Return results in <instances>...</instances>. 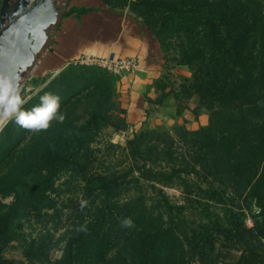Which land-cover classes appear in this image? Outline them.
Masks as SVG:
<instances>
[{
	"label": "rangeland",
	"instance_id": "rangeland-1",
	"mask_svg": "<svg viewBox=\"0 0 264 264\" xmlns=\"http://www.w3.org/2000/svg\"><path fill=\"white\" fill-rule=\"evenodd\" d=\"M189 1H103L150 29L158 41L159 73L139 71L137 60L135 68L117 72L77 62L44 77L30 69L21 79L22 95L31 96L24 109L52 92L60 97L65 120H54L40 132L23 129L14 120L0 130V234L8 239L0 244L3 264H56L70 244L76 252L79 228L95 214L90 203L143 199L150 205L161 194L182 208L171 220L159 219L157 211L154 219L167 226L171 221L185 264L240 258L241 264H264V216H259L252 190L259 170L243 168L248 152L240 151L232 154H239L235 160L242 158L237 160L239 175H234L237 162L220 150L214 128L199 140L193 136L228 112L200 99L191 87L195 71L183 62L180 42L197 16ZM62 3L56 0L63 8ZM36 89L40 91L32 95ZM131 97L145 98L144 107L130 109ZM51 150L60 158L54 167L44 168L38 156ZM138 169L147 178H140ZM99 180L109 191L91 192L82 208L88 186Z\"/></svg>",
	"mask_w": 264,
	"mask_h": 264
},
{
	"label": "trees",
	"instance_id": "trees-1",
	"mask_svg": "<svg viewBox=\"0 0 264 264\" xmlns=\"http://www.w3.org/2000/svg\"><path fill=\"white\" fill-rule=\"evenodd\" d=\"M189 2L192 13L197 16L193 26L185 28V42L183 39L180 42L183 62L195 71L191 87L197 90L200 99L208 100L212 106L217 104L230 114L228 118V113L218 116L214 124L194 132L193 136L199 140V136L214 128L221 140L220 150L231 162L238 163L232 166L236 176L241 169L237 160L242 158L235 160L239 154H232L248 152L242 166L254 165L260 172L252 190L261 209L259 216H264L261 203L264 197V1ZM145 101L141 97L143 104ZM232 112L237 113L236 117ZM214 146L216 148L215 142ZM132 156L137 157L133 152ZM59 158V154L51 150L40 154L37 160L45 168L54 167ZM138 172L140 178H147L141 169ZM105 188L103 180L96 181L88 186V194L82 201L89 203V198L93 197L91 192L104 190L106 194L109 189ZM102 202L89 204L95 214L86 226L79 228L76 252L70 244L56 264H185L180 241L173 239L171 221L167 226L154 219L157 211L159 219L170 217L171 220L174 211L182 210L181 207L173 205L162 194L158 202L152 201L150 205L143 199ZM125 219H131L132 225L125 226ZM7 240L6 234H0V244ZM112 252H116L114 256ZM242 260L224 264H241ZM0 264H3L1 260Z\"/></svg>",
	"mask_w": 264,
	"mask_h": 264
},
{
	"label": "crops",
	"instance_id": "crops-1",
	"mask_svg": "<svg viewBox=\"0 0 264 264\" xmlns=\"http://www.w3.org/2000/svg\"><path fill=\"white\" fill-rule=\"evenodd\" d=\"M62 6L58 23L50 31L51 41L37 59L36 77H44L86 56L132 58L138 61L139 71L159 73L158 43L133 15L110 8L103 0H63ZM132 88L138 90L137 86ZM128 101L134 112L144 107L141 97Z\"/></svg>",
	"mask_w": 264,
	"mask_h": 264
},
{
	"label": "water",
	"instance_id": "water-1",
	"mask_svg": "<svg viewBox=\"0 0 264 264\" xmlns=\"http://www.w3.org/2000/svg\"><path fill=\"white\" fill-rule=\"evenodd\" d=\"M61 11L56 0H1L0 73L21 81L34 70Z\"/></svg>",
	"mask_w": 264,
	"mask_h": 264
},
{
	"label": "clouds",
	"instance_id": "clouds-1",
	"mask_svg": "<svg viewBox=\"0 0 264 264\" xmlns=\"http://www.w3.org/2000/svg\"><path fill=\"white\" fill-rule=\"evenodd\" d=\"M24 91L21 82L13 79L12 76L0 73V130L10 121H13L21 128L40 132L50 128L52 121L63 123L65 116L60 112V97L52 92H45L39 96V103L24 109L31 96L22 95ZM31 91V89H29ZM40 90L32 91L36 95ZM87 201H81V207L86 206ZM125 226H131V219L123 221Z\"/></svg>",
	"mask_w": 264,
	"mask_h": 264
},
{
	"label": "built area",
	"instance_id": "built-area-1",
	"mask_svg": "<svg viewBox=\"0 0 264 264\" xmlns=\"http://www.w3.org/2000/svg\"><path fill=\"white\" fill-rule=\"evenodd\" d=\"M79 63H85V64H98L108 70L117 72L120 69H133L135 68L136 61L132 58H117V59H98L95 57L86 56L79 60Z\"/></svg>",
	"mask_w": 264,
	"mask_h": 264
}]
</instances>
